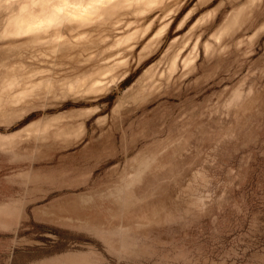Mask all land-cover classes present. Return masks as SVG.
<instances>
[{
  "label": "rangeland",
  "instance_id": "374dc122",
  "mask_svg": "<svg viewBox=\"0 0 264 264\" xmlns=\"http://www.w3.org/2000/svg\"><path fill=\"white\" fill-rule=\"evenodd\" d=\"M0 264H264V0H0Z\"/></svg>",
  "mask_w": 264,
  "mask_h": 264
},
{
  "label": "bare ground",
  "instance_id": "6f19581e",
  "mask_svg": "<svg viewBox=\"0 0 264 264\" xmlns=\"http://www.w3.org/2000/svg\"><path fill=\"white\" fill-rule=\"evenodd\" d=\"M97 2H104V1H106V0H96ZM83 13H85V12H83Z\"/></svg>",
  "mask_w": 264,
  "mask_h": 264
},
{
  "label": "crops",
  "instance_id": "0c3cea01",
  "mask_svg": "<svg viewBox=\"0 0 264 264\" xmlns=\"http://www.w3.org/2000/svg\"><path fill=\"white\" fill-rule=\"evenodd\" d=\"M5 197L7 198V195H6ZM5 197H1V198L4 200ZM6 198H5V199H6Z\"/></svg>",
  "mask_w": 264,
  "mask_h": 264
}]
</instances>
